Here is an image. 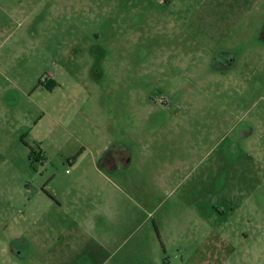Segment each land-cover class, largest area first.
Segmentation results:
<instances>
[{
  "label": "rangeland",
  "instance_id": "rangeland-1",
  "mask_svg": "<svg viewBox=\"0 0 264 264\" xmlns=\"http://www.w3.org/2000/svg\"><path fill=\"white\" fill-rule=\"evenodd\" d=\"M3 2L0 264H264V0Z\"/></svg>",
  "mask_w": 264,
  "mask_h": 264
},
{
  "label": "flooded vegetation",
  "instance_id": "flooded-vegetation-1",
  "mask_svg": "<svg viewBox=\"0 0 264 264\" xmlns=\"http://www.w3.org/2000/svg\"><path fill=\"white\" fill-rule=\"evenodd\" d=\"M260 39L262 41L264 40V24L261 26ZM107 151H109V149ZM102 165L110 168L113 171L119 169V163L117 162V159L115 157V151H109L104 155V158L102 160Z\"/></svg>",
  "mask_w": 264,
  "mask_h": 264
},
{
  "label": "crops",
  "instance_id": "crops-1",
  "mask_svg": "<svg viewBox=\"0 0 264 264\" xmlns=\"http://www.w3.org/2000/svg\"><path fill=\"white\" fill-rule=\"evenodd\" d=\"M0 9H1V11L4 12V14L8 17L9 20H12L11 9L6 6V3H4V2H3V4L0 3ZM0 31H3V30H0Z\"/></svg>",
  "mask_w": 264,
  "mask_h": 264
},
{
  "label": "trees",
  "instance_id": "trees-1",
  "mask_svg": "<svg viewBox=\"0 0 264 264\" xmlns=\"http://www.w3.org/2000/svg\"><path fill=\"white\" fill-rule=\"evenodd\" d=\"M40 84H43V82L41 81Z\"/></svg>",
  "mask_w": 264,
  "mask_h": 264
}]
</instances>
